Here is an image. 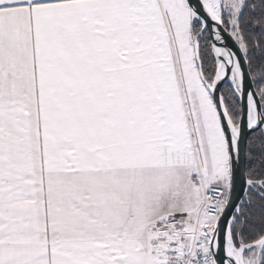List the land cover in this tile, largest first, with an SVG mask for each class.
<instances>
[{
  "label": "snow or ice",
  "instance_id": "1",
  "mask_svg": "<svg viewBox=\"0 0 264 264\" xmlns=\"http://www.w3.org/2000/svg\"><path fill=\"white\" fill-rule=\"evenodd\" d=\"M0 264H264V0H0Z\"/></svg>",
  "mask_w": 264,
  "mask_h": 264
}]
</instances>
